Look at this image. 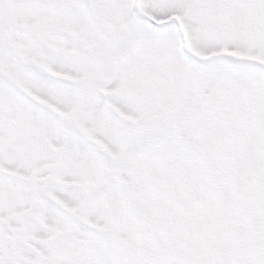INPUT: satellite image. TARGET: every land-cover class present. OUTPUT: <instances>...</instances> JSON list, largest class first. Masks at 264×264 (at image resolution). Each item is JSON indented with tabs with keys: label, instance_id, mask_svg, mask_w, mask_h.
I'll use <instances>...</instances> for the list:
<instances>
[{
	"label": "snow or ice",
	"instance_id": "6c2138e0",
	"mask_svg": "<svg viewBox=\"0 0 264 264\" xmlns=\"http://www.w3.org/2000/svg\"><path fill=\"white\" fill-rule=\"evenodd\" d=\"M0 264H264V0H0Z\"/></svg>",
	"mask_w": 264,
	"mask_h": 264
}]
</instances>
